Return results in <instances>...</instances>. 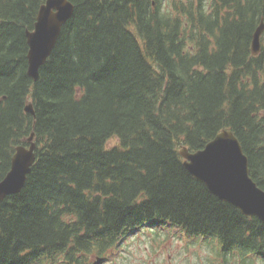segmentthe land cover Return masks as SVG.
<instances>
[{"label":"trees","instance_id":"obj_1","mask_svg":"<svg viewBox=\"0 0 264 264\" xmlns=\"http://www.w3.org/2000/svg\"><path fill=\"white\" fill-rule=\"evenodd\" d=\"M45 1L0 0V180L36 144L23 189L0 202V264H113L157 229L210 240L222 264H264V224L179 155L230 130L264 190V45L250 51L264 0H68L33 81L26 32Z\"/></svg>","mask_w":264,"mask_h":264},{"label":"water","instance_id":"obj_2","mask_svg":"<svg viewBox=\"0 0 264 264\" xmlns=\"http://www.w3.org/2000/svg\"><path fill=\"white\" fill-rule=\"evenodd\" d=\"M73 6L68 0H46L38 9L31 31L26 32L27 70L33 81L39 69L51 55L62 26L71 18ZM264 21L261 20L252 34L250 51L259 54ZM24 111L34 116L28 102ZM34 134L28 138V146H17L11 158L10 169L0 180V202L18 194L23 189L31 167L35 162L36 144ZM184 168L220 201L235 207L245 217H256L264 224V191L249 175L248 158L240 142L229 130H222L203 149L189 152L186 147L179 150ZM96 258L92 264H101Z\"/></svg>","mask_w":264,"mask_h":264},{"label":"rangeland","instance_id":"obj_3","mask_svg":"<svg viewBox=\"0 0 264 264\" xmlns=\"http://www.w3.org/2000/svg\"><path fill=\"white\" fill-rule=\"evenodd\" d=\"M262 46L264 41H261ZM118 144L113 138L107 148ZM170 231V232H169ZM143 230L129 236L122 251L112 260L113 264H222L217 246L210 240L186 237L179 231ZM228 264H244L226 257ZM105 264V263H103ZM107 264V263H106ZM256 264H261L259 261Z\"/></svg>","mask_w":264,"mask_h":264}]
</instances>
